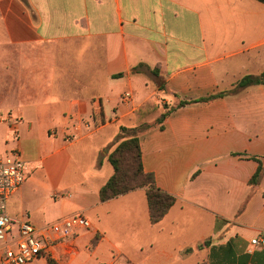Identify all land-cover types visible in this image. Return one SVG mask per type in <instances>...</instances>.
<instances>
[{"label":"crops","instance_id":"obj_1","mask_svg":"<svg viewBox=\"0 0 264 264\" xmlns=\"http://www.w3.org/2000/svg\"><path fill=\"white\" fill-rule=\"evenodd\" d=\"M263 72L256 0H0V157L36 163L7 213L91 223L30 264H264V84L235 91ZM149 111L143 168L177 198L157 224L143 189L102 202L96 164Z\"/></svg>","mask_w":264,"mask_h":264},{"label":"built area","instance_id":"obj_2","mask_svg":"<svg viewBox=\"0 0 264 264\" xmlns=\"http://www.w3.org/2000/svg\"><path fill=\"white\" fill-rule=\"evenodd\" d=\"M10 115H8L9 117ZM94 121L76 122L72 133L66 138L72 142L82 135V130L95 128ZM36 163L20 159L18 151L0 157V262L1 264H30L41 257L51 246L50 242L72 238L76 228L88 229L90 221L82 214H75L38 228L27 217L11 218L7 213L9 198L25 182L28 172ZM17 227L16 233L13 226ZM254 245L264 244V238L253 240Z\"/></svg>","mask_w":264,"mask_h":264},{"label":"trees","instance_id":"obj_3","mask_svg":"<svg viewBox=\"0 0 264 264\" xmlns=\"http://www.w3.org/2000/svg\"><path fill=\"white\" fill-rule=\"evenodd\" d=\"M256 1L264 4V0ZM260 84H264V72L259 76L244 77L237 84L235 91ZM223 96H225V93L217 94L205 100ZM186 103L181 102L180 105L182 106ZM154 111L140 112L139 125L133 128L121 127L113 144L105 149L109 162L114 168V174L100 190V200L102 202L109 201L137 189L145 190L151 224L159 223L177 201L174 195L158 188L153 174L145 172L143 168L139 137L149 129L150 126L147 124V121L153 117H157ZM157 123L160 124L162 121L157 119ZM116 144L118 145L110 153V148ZM253 159L259 164L256 174L251 179V182L255 183L264 175V156L254 157ZM101 164L98 163V166H101Z\"/></svg>","mask_w":264,"mask_h":264},{"label":"rangeland","instance_id":"obj_4","mask_svg":"<svg viewBox=\"0 0 264 264\" xmlns=\"http://www.w3.org/2000/svg\"><path fill=\"white\" fill-rule=\"evenodd\" d=\"M118 144H116L115 146L110 148V153L116 148ZM10 153V152H9ZM104 153H107L106 151L101 152V154H99L96 164L98 166V163H102L101 166L103 167L104 164H107V157L105 156ZM4 157L5 156H1ZM86 165H88L90 167V163L88 162ZM101 166H98V168H100ZM35 205L38 207L37 210V222L40 224V228H44L46 225L50 224L51 222L54 221V215H47L46 214V210H44L46 207L45 206H49L51 207V204L46 202L44 199L42 201H36ZM17 231V227L14 225L13 226V232L16 233ZM130 252H132L135 256L139 254V251L135 248V245L131 244V248H130ZM138 259V258H137Z\"/></svg>","mask_w":264,"mask_h":264}]
</instances>
